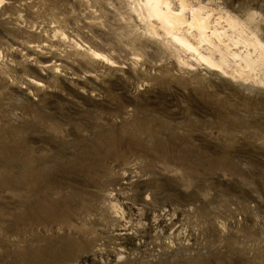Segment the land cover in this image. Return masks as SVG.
<instances>
[{
    "label": "rangeland",
    "instance_id": "obj_1",
    "mask_svg": "<svg viewBox=\"0 0 264 264\" xmlns=\"http://www.w3.org/2000/svg\"><path fill=\"white\" fill-rule=\"evenodd\" d=\"M184 1L223 32L199 46L221 68L135 1L4 0L0 172L29 157L69 218L23 219L0 178V264H264V0Z\"/></svg>",
    "mask_w": 264,
    "mask_h": 264
},
{
    "label": "bare ground",
    "instance_id": "obj_2",
    "mask_svg": "<svg viewBox=\"0 0 264 264\" xmlns=\"http://www.w3.org/2000/svg\"><path fill=\"white\" fill-rule=\"evenodd\" d=\"M131 1H135L137 3L138 8H136V13L138 12V14L142 16V18L140 17L141 19H145L150 23L149 25H151L152 31H155L156 29L155 25L153 24V22L155 21L159 24V27H163V32L165 33L166 37L171 39L172 43H174V45L178 47L181 52L187 54H196L200 63L202 62L210 68H221L220 65L213 60V58L205 56L200 52L199 49V46L202 44L213 45L212 38H216L218 39V41L222 39L223 32H221L220 30L219 32L215 27H213V25L211 24V15L204 16L200 9H192L190 10L191 19L188 20L185 15L188 9V3H186L184 0H180L181 10L179 12L173 10L171 0ZM3 2L4 0H0V7ZM230 21H232L231 18ZM184 31H186L187 34L197 40V46H195V44H192L184 36ZM256 46L259 48H256ZM254 48L258 50V52L260 51L259 53L261 55H264V45L257 43ZM244 61L249 68L252 66V62L250 61V59L246 58L244 59ZM1 148H3L2 145H0V149ZM6 164L8 165L9 162ZM20 165L21 166L19 167L21 169L23 168L24 170L22 173L13 175V172L10 168L4 167V170L0 172V178L4 179V181H6L7 183L11 181L18 183L17 192H19V194L22 193L20 204L21 208H23V213L21 214L22 218H25L32 223H36L39 220L41 214H46L50 218L61 217L62 220H67L69 218L67 213H62L59 211V215L56 213L55 208L58 207L57 203L50 199L49 193L47 195H42L41 190H39L38 182L41 181L42 178H44L43 176H45L47 172L39 169L36 166L35 162L29 157ZM27 195H29V197H27ZM35 241L38 242L39 237H35ZM71 251V247L66 248L64 255L71 256ZM40 253L44 254V260H48L49 262L58 257L57 255H54L53 252H50L49 250L47 251V249L40 251L34 257H32L34 258L35 262H38V264H44L45 262L42 259Z\"/></svg>",
    "mask_w": 264,
    "mask_h": 264
}]
</instances>
